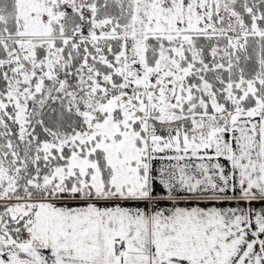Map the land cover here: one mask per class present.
<instances>
[{"label": "snow or ice", "instance_id": "snow-or-ice-1", "mask_svg": "<svg viewBox=\"0 0 264 264\" xmlns=\"http://www.w3.org/2000/svg\"><path fill=\"white\" fill-rule=\"evenodd\" d=\"M0 264H264V0H0Z\"/></svg>", "mask_w": 264, "mask_h": 264}, {"label": "crops", "instance_id": "crops-1", "mask_svg": "<svg viewBox=\"0 0 264 264\" xmlns=\"http://www.w3.org/2000/svg\"><path fill=\"white\" fill-rule=\"evenodd\" d=\"M157 191H160V189H157ZM254 207L258 209V208L261 207V205L260 204H256V205H254Z\"/></svg>", "mask_w": 264, "mask_h": 264}]
</instances>
